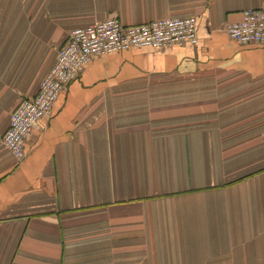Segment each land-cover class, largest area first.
I'll return each instance as SVG.
<instances>
[{
	"label": "crops",
	"instance_id": "obj_1",
	"mask_svg": "<svg viewBox=\"0 0 264 264\" xmlns=\"http://www.w3.org/2000/svg\"><path fill=\"white\" fill-rule=\"evenodd\" d=\"M264 0H0V264H264V46L223 31ZM196 20V43L89 62L2 136L70 30Z\"/></svg>",
	"mask_w": 264,
	"mask_h": 264
},
{
	"label": "built area",
	"instance_id": "obj_2",
	"mask_svg": "<svg viewBox=\"0 0 264 264\" xmlns=\"http://www.w3.org/2000/svg\"><path fill=\"white\" fill-rule=\"evenodd\" d=\"M223 31L241 44L264 46V8L242 11L237 22H228ZM196 20L188 17H163L138 24H122L108 17L70 30L57 58L32 97L19 101L10 114L2 143L17 161L24 156V145L34 124L50 113L59 93L86 65L93 55H102L132 46L159 48L196 43Z\"/></svg>",
	"mask_w": 264,
	"mask_h": 264
}]
</instances>
